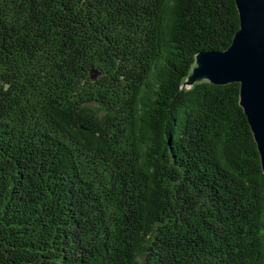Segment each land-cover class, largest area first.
<instances>
[{
  "label": "trees",
  "instance_id": "obj_1",
  "mask_svg": "<svg viewBox=\"0 0 264 264\" xmlns=\"http://www.w3.org/2000/svg\"><path fill=\"white\" fill-rule=\"evenodd\" d=\"M235 0H0V264H264L239 82H185Z\"/></svg>",
  "mask_w": 264,
  "mask_h": 264
},
{
  "label": "water",
  "instance_id": "obj_2",
  "mask_svg": "<svg viewBox=\"0 0 264 264\" xmlns=\"http://www.w3.org/2000/svg\"><path fill=\"white\" fill-rule=\"evenodd\" d=\"M235 1L240 29L232 44L223 51L200 52L185 85L191 87L202 79L219 85L241 84L240 105L258 143L264 171V0Z\"/></svg>",
  "mask_w": 264,
  "mask_h": 264
},
{
  "label": "rangeland",
  "instance_id": "obj_3",
  "mask_svg": "<svg viewBox=\"0 0 264 264\" xmlns=\"http://www.w3.org/2000/svg\"><path fill=\"white\" fill-rule=\"evenodd\" d=\"M196 66H197V64H196ZM188 81V79L186 80V82ZM186 82H185V84H186ZM187 86V85H186Z\"/></svg>",
  "mask_w": 264,
  "mask_h": 264
},
{
  "label": "bare ground",
  "instance_id": "obj_4",
  "mask_svg": "<svg viewBox=\"0 0 264 264\" xmlns=\"http://www.w3.org/2000/svg\"><path fill=\"white\" fill-rule=\"evenodd\" d=\"M198 75V73H196ZM197 75H195L197 77Z\"/></svg>",
  "mask_w": 264,
  "mask_h": 264
}]
</instances>
